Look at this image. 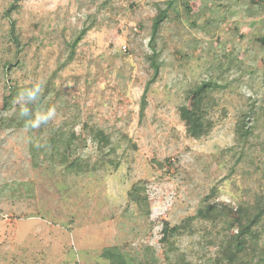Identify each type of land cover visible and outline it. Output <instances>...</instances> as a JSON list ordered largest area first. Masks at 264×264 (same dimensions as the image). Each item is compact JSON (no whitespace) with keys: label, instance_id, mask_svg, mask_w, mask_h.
<instances>
[{"label":"rangeland","instance_id":"374dc122","mask_svg":"<svg viewBox=\"0 0 264 264\" xmlns=\"http://www.w3.org/2000/svg\"><path fill=\"white\" fill-rule=\"evenodd\" d=\"M169 2L153 77L152 20ZM255 3L190 0L189 12L183 0H0V264H109L102 253L112 247L128 264H167L164 223L194 216L211 191L231 215L264 193V1ZM207 81L215 126L195 140L179 107ZM33 83L43 102L21 116L27 99L8 97ZM243 113L251 127L238 143ZM94 128L115 145L106 158L88 138ZM72 133L76 150L63 162L48 142ZM74 160L86 166L72 170ZM138 184L149 217L129 200ZM174 250L195 264L216 254L198 236Z\"/></svg>","mask_w":264,"mask_h":264},{"label":"trees","instance_id":"16d2710c","mask_svg":"<svg viewBox=\"0 0 264 264\" xmlns=\"http://www.w3.org/2000/svg\"><path fill=\"white\" fill-rule=\"evenodd\" d=\"M252 1L255 3V0ZM263 1L256 0L255 5L257 6L258 2ZM183 3L185 9L190 12V0H183ZM171 5L172 2H169L166 8L159 9L158 14L152 20L148 42L150 52L148 60L153 70V77H156L159 73V52L157 50L156 37L163 22L168 17V8ZM87 30L88 27L84 26L69 44V59L73 57L77 43L83 38ZM11 38L16 47L20 46L14 25H12L11 29ZM260 41L264 43V39ZM214 86L209 81L195 85L189 89L185 104L179 107V116L185 124L186 134L192 139L200 140L208 136L215 126L209 114L215 104L211 96ZM27 87H31V85H27L24 88ZM23 89H13L8 98L13 99ZM42 99L41 95L38 96L36 99L37 103H42ZM31 103L32 101L27 100L25 106L30 108ZM145 108L146 100L145 95H143L140 108L141 116H143ZM250 127L251 118L247 113L241 114L235 127L238 143H242L248 138ZM88 138L97 145L99 152L103 153L104 158L115 151L112 138L102 129H91ZM74 139L75 134L72 133L71 137L68 138L63 135L60 138H52L48 144L52 146L51 149L53 151L58 153L63 162H69L68 158L73 156L76 150ZM100 162L102 163L103 161ZM67 164L70 169L75 171L81 170L86 166L79 160H74ZM144 192L145 186L138 184L131 188L128 196L136 208L142 210L145 217H149L147 196ZM216 199V193L211 191L209 195L202 199L194 216L184 219L173 227L168 223L163 224L160 242L166 248L165 260L167 264H195L192 261H186L184 254L178 255L174 250L178 239L184 237L194 238L195 236H198L200 245L216 248L212 264H264V245L261 243L262 235L264 234V193L257 195L254 202L248 201L239 205L235 215H231L227 205ZM200 229L202 232H199ZM102 257L109 264H128L125 255L115 247L105 249Z\"/></svg>","mask_w":264,"mask_h":264},{"label":"clouds","instance_id":"9594fccd","mask_svg":"<svg viewBox=\"0 0 264 264\" xmlns=\"http://www.w3.org/2000/svg\"><path fill=\"white\" fill-rule=\"evenodd\" d=\"M41 93V86L38 83H33L31 87L24 88L22 91L19 92L18 96L19 99L26 98L28 101H34L38 98L39 94ZM29 115V108L24 107L21 111V116ZM56 115L55 108H49L47 114H38L30 121V125L32 128L38 127L40 123L47 122L48 119L54 117Z\"/></svg>","mask_w":264,"mask_h":264}]
</instances>
